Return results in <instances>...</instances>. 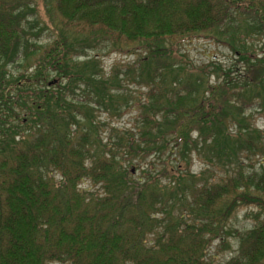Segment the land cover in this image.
I'll use <instances>...</instances> for the list:
<instances>
[{
	"label": "trees",
	"instance_id": "1",
	"mask_svg": "<svg viewBox=\"0 0 264 264\" xmlns=\"http://www.w3.org/2000/svg\"><path fill=\"white\" fill-rule=\"evenodd\" d=\"M37 20L55 27L43 50ZM253 36L264 40V0H0V264H213L226 235L237 250L223 264H264V132L247 116L264 114V53L246 50ZM200 37L227 45L244 71L214 67L210 86L174 69V48ZM99 41L144 49L131 69L148 88L138 126L112 128L105 144L95 108L113 116L127 103L111 92L115 71L106 82L94 59L76 63ZM35 55L30 76L9 74ZM52 74L66 84L49 86ZM242 207L254 222L231 234Z\"/></svg>",
	"mask_w": 264,
	"mask_h": 264
},
{
	"label": "rangeland",
	"instance_id": "2",
	"mask_svg": "<svg viewBox=\"0 0 264 264\" xmlns=\"http://www.w3.org/2000/svg\"><path fill=\"white\" fill-rule=\"evenodd\" d=\"M49 9L50 7L48 6V10ZM49 14L52 15L51 12ZM35 18L37 19V17ZM33 24L35 25L34 31L40 30L37 45L43 50L52 43L54 38H56V35L53 32L55 27L53 26V28L51 27L52 29H50L41 20H37ZM54 25L58 27L56 21L54 22ZM252 38L253 39L247 38L245 40L246 50H248V52L257 54L258 56L260 55L261 57L264 53V40L256 36H253ZM236 40L239 41L238 38H236ZM167 46L171 45L167 44ZM86 48L87 50L85 52V56H81L76 59V63H78V65H83L90 59H94L97 63V70L100 72L99 76L106 82L107 80H111L113 72L115 71L118 79H115L116 82H111V85L115 84L111 92H117L116 96H122L121 94L126 95L125 101L123 102H126L127 105L122 108V113L119 115L113 114L112 116V113L109 115L106 109L97 110V108H95V123L100 125L98 128V136L102 139V143L105 144L108 142L110 134L115 136L114 133H112V128H115L119 131L116 133L118 136H123L125 131L133 132L134 128L138 126L136 121L140 112L143 110V108H147L148 106L147 104H144L148 88L145 87L143 83L133 80L132 76V69H134L135 66H138L137 60L145 55V50L139 46H134L128 48L124 47V49L121 50L115 49L113 51L108 49L110 47L107 42L104 41H99V43L93 48L90 46H85L84 49ZM174 50L177 54V61L171 60V63L174 64V69L183 70L186 73L195 72L194 75L200 76V78L210 86L217 82V74H212L214 67H220L222 70L221 74L231 71L232 77H234L237 73L244 71V63L239 62L238 56L227 45H222L221 43H217L216 41L210 40L208 38L200 37L182 42L176 46ZM38 56L35 55L33 58H31L32 63L29 66H8L7 70L9 74L13 77L24 75L26 78L30 76L34 71L36 65L35 62L38 59ZM219 77H221L220 74ZM57 82L61 86L66 84V80L59 78L56 74H52L49 77L47 83L48 85L50 83L52 85L53 83ZM59 88L60 87L57 86L56 88L53 87L51 90L56 92L59 90ZM75 92L76 97H78L80 91L75 90ZM247 116L250 118L249 123L252 125V127L264 132V114L259 113L258 111H252L249 112ZM194 136L195 135H193V137ZM111 140L112 142L114 141V139ZM163 159H165V157ZM256 160L259 161V159ZM153 162L156 163V161ZM199 163L200 162L196 157L192 158L190 161L191 173L195 174L200 172V166L198 165ZM131 170L133 178L137 179L140 177L141 172L139 170ZM89 186L91 185L86 184L82 187L87 188ZM252 211L254 212V210L246 207L239 208L230 221L228 229L229 232L232 234L233 231H243L249 229L254 222L252 217H250V213ZM236 250V240L232 236L226 235L221 238V240L214 241L212 243L208 255L209 260L213 264H223L225 261L229 260L235 255Z\"/></svg>",
	"mask_w": 264,
	"mask_h": 264
},
{
	"label": "water",
	"instance_id": "3",
	"mask_svg": "<svg viewBox=\"0 0 264 264\" xmlns=\"http://www.w3.org/2000/svg\"><path fill=\"white\" fill-rule=\"evenodd\" d=\"M49 85H51V83Z\"/></svg>",
	"mask_w": 264,
	"mask_h": 264
}]
</instances>
